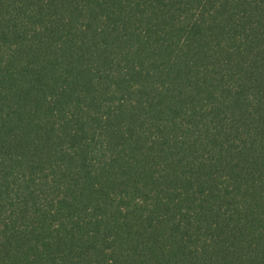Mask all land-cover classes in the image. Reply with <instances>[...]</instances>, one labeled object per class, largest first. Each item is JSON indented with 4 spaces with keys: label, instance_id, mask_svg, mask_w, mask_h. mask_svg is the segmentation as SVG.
Here are the masks:
<instances>
[{
    "label": "trees",
    "instance_id": "obj_1",
    "mask_svg": "<svg viewBox=\"0 0 264 264\" xmlns=\"http://www.w3.org/2000/svg\"><path fill=\"white\" fill-rule=\"evenodd\" d=\"M0 264H264V0H0Z\"/></svg>",
    "mask_w": 264,
    "mask_h": 264
}]
</instances>
